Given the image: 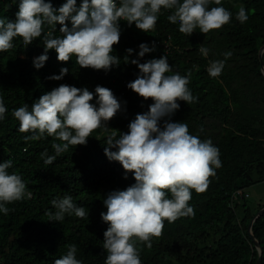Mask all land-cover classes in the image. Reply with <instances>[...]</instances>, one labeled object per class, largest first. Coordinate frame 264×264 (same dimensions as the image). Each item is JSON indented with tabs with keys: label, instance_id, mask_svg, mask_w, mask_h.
Here are the masks:
<instances>
[{
	"label": "trees",
	"instance_id": "trees-1",
	"mask_svg": "<svg viewBox=\"0 0 264 264\" xmlns=\"http://www.w3.org/2000/svg\"><path fill=\"white\" fill-rule=\"evenodd\" d=\"M46 2L58 9L66 0ZM80 2L77 0V6ZM240 3L221 0V6L232 13L230 21L207 33L197 28L189 36L179 31V22H169L173 10L161 9L155 28L148 32L138 29L135 23L120 21V40L113 45L112 54L121 63L107 71L80 67L75 56L59 61L54 49L47 50V61L36 69L33 59L45 52L43 34L28 45L18 36L11 49L0 51V96L7 108L5 119L0 121V162L11 160L8 171L20 174L27 190L33 193L30 199L7 204V215L0 213V264H54L72 244L77 247L76 258L83 264H105L107 250L103 241L108 224L101 219V213L106 211L103 200L111 191L124 190L135 183L131 171L125 178L122 165L104 154L107 135L112 130L126 133L136 115L148 111L153 103L152 98L141 97L127 87L139 74L131 60L137 59L141 43L150 47L155 43V50L146 53L139 63L166 55L171 66L166 75L191 74L187 87L195 101H178L180 108L165 119L183 122L190 134L201 141L210 140L218 148L221 161L215 175L208 177L203 192L191 190L188 204L194 215L174 222L164 219L161 234L151 237L150 248L137 240L141 264H256L258 251L247 232L254 213L248 204L232 206V193L251 186L256 180L254 165L264 162V76L258 58L264 44V0ZM18 4L19 0H0V18L14 21ZM216 6L214 0L209 5ZM240 7L248 15L243 23L236 18ZM65 23L71 27L69 21ZM60 27L57 23L53 29L45 23L44 31L52 30L60 36ZM201 47L209 49L208 56L201 54ZM129 48L133 49L130 55L126 51ZM228 52L231 55L225 57ZM261 58L264 63V52ZM216 60L225 65L219 76L212 77L207 69ZM62 68L69 71L61 80L49 79L59 75ZM61 84L86 87L92 92L97 85L108 88L122 107L106 122L108 133L98 128L85 145L70 146L53 163L45 164L42 153L55 155L52 144L61 141L47 134L28 139L36 133L21 132L13 110L24 104L30 108ZM95 100L94 95L90 103ZM65 195L84 207L88 217L66 214L63 221H49L47 213L55 212L51 201ZM239 207L243 216L238 223L235 208ZM252 223L251 231L262 249L264 264V212ZM209 233L217 235L215 247L203 252L198 240Z\"/></svg>",
	"mask_w": 264,
	"mask_h": 264
},
{
	"label": "clouds",
	"instance_id": "clouds-1",
	"mask_svg": "<svg viewBox=\"0 0 264 264\" xmlns=\"http://www.w3.org/2000/svg\"><path fill=\"white\" fill-rule=\"evenodd\" d=\"M213 0H66L58 9L46 0H19L14 21L0 18V51L13 47V39L22 37L25 45L43 34L45 52L33 59V66L40 69L48 59L47 50L54 49L59 61L77 58L80 67L109 70L121 63L113 55V45L120 40V21L148 32L156 26L161 9L173 10L169 22H179V31L191 35L197 28L200 32L218 29L228 23L232 13L214 0L218 6L209 7ZM241 23L248 19L244 7L236 17ZM69 21L71 27L65 22ZM55 28L59 23L62 35L55 36L52 30L45 33L44 25ZM137 59V78L127 87L139 96L152 98L148 111L137 114L128 125L126 133L112 130L107 135L104 154L111 161H118L123 169L131 171L135 183L124 190H114L103 200L106 208L101 219L108 224L104 232L103 248L107 250L105 264H141L137 240L151 247V237L159 236L164 219L174 222L177 218L194 215L188 204L192 189L203 192L208 186V177L215 175L221 166L219 150L210 140L201 141L189 133L187 124L171 122L170 117L180 108L178 101L192 103L195 97L187 87L190 73L181 76L171 72L166 55L144 63L139 59L155 50V43H141ZM130 55L133 49L126 50ZM204 56L209 49L200 48ZM231 53H225V57ZM125 61L128 57H124ZM225 62L211 61L207 69L212 77L222 73ZM62 68L59 75L49 79L61 80L68 73ZM94 95L96 100L93 101ZM121 102L113 92L97 85L94 92L88 88L61 84L43 94L29 108L28 104L13 110L20 122L21 132H33L28 139L53 136L61 143H53L55 155L42 153L45 164H51L70 146L85 145L93 131L102 128L108 133L106 122L121 110ZM7 108L0 96V121L5 119ZM163 121V123H161ZM115 149V150H112ZM12 161L0 162V213L7 215V204L33 195L20 174L9 172ZM170 194V195H169ZM55 212L49 211V221H63L65 215L88 217V211L78 206L70 195L51 201ZM77 247L69 246L54 264H83L76 258Z\"/></svg>",
	"mask_w": 264,
	"mask_h": 264
},
{
	"label": "rangeland",
	"instance_id": "rangeland-1",
	"mask_svg": "<svg viewBox=\"0 0 264 264\" xmlns=\"http://www.w3.org/2000/svg\"><path fill=\"white\" fill-rule=\"evenodd\" d=\"M235 5H241L240 0H230ZM254 179L255 182L248 188H240L237 191L233 192L232 196V206L235 203L240 204H248L251 212L256 213L260 207L264 205V162L258 163L254 165ZM248 194V195H246ZM235 212L237 215L236 221L239 223L243 214L242 208H235ZM217 239V235L213 233H209L205 236H202L198 240V248L203 252L210 251L215 247V240ZM173 261H175L174 257L169 256ZM1 263V258H0Z\"/></svg>",
	"mask_w": 264,
	"mask_h": 264
},
{
	"label": "water",
	"instance_id": "water-1",
	"mask_svg": "<svg viewBox=\"0 0 264 264\" xmlns=\"http://www.w3.org/2000/svg\"><path fill=\"white\" fill-rule=\"evenodd\" d=\"M264 52V44L260 46L259 48V52H258V58H259V61H260V70H261V73L262 75L264 76V63L262 61V58H261V55L262 53ZM264 212V206H262L255 214L254 216L252 217V219L249 221L248 225H247V232H248V235H249V238L250 240L253 242L254 246L256 247L257 251H258V256H257V259H256V264H261V254H262V249L259 245V242L258 240L254 237L252 231H251V226H252V222L255 221V219L257 217H259L262 213Z\"/></svg>",
	"mask_w": 264,
	"mask_h": 264
},
{
	"label": "built area",
	"instance_id": "built-area-1",
	"mask_svg": "<svg viewBox=\"0 0 264 264\" xmlns=\"http://www.w3.org/2000/svg\"><path fill=\"white\" fill-rule=\"evenodd\" d=\"M237 191V190H236ZM246 195H248V194H246ZM232 196H233V193H232Z\"/></svg>",
	"mask_w": 264,
	"mask_h": 264
},
{
	"label": "crops",
	"instance_id": "crops-1",
	"mask_svg": "<svg viewBox=\"0 0 264 264\" xmlns=\"http://www.w3.org/2000/svg\"><path fill=\"white\" fill-rule=\"evenodd\" d=\"M250 187V186H249ZM248 188V187H247ZM246 189V188H245Z\"/></svg>",
	"mask_w": 264,
	"mask_h": 264
}]
</instances>
